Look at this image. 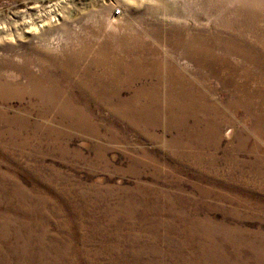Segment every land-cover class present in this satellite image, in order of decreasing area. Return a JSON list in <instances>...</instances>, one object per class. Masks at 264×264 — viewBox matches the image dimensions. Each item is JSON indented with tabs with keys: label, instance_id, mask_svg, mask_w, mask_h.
<instances>
[{
	"label": "rangeland",
	"instance_id": "rangeland-1",
	"mask_svg": "<svg viewBox=\"0 0 264 264\" xmlns=\"http://www.w3.org/2000/svg\"><path fill=\"white\" fill-rule=\"evenodd\" d=\"M0 264H264V0H0Z\"/></svg>",
	"mask_w": 264,
	"mask_h": 264
},
{
	"label": "water",
	"instance_id": "water-1",
	"mask_svg": "<svg viewBox=\"0 0 264 264\" xmlns=\"http://www.w3.org/2000/svg\"><path fill=\"white\" fill-rule=\"evenodd\" d=\"M30 1H42V0H30Z\"/></svg>",
	"mask_w": 264,
	"mask_h": 264
}]
</instances>
